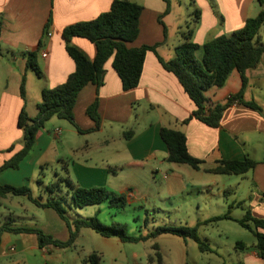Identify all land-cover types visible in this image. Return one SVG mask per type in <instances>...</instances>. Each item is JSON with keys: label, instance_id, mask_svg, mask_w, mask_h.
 <instances>
[{"label": "crops", "instance_id": "1", "mask_svg": "<svg viewBox=\"0 0 264 264\" xmlns=\"http://www.w3.org/2000/svg\"><path fill=\"white\" fill-rule=\"evenodd\" d=\"M114 1L0 0V167L24 146V132L18 125L22 110L25 109L30 118H36L43 91L64 84L75 71V63L66 49L64 29L95 20L110 11ZM130 1L141 5L143 12L139 36L128 46L141 48L158 45L160 57L167 61L174 59L176 47L185 40L183 24H190L186 16L179 14L177 34L170 37V25L167 23L174 12L170 0ZM194 5L198 14L188 30L193 31L192 40L200 46L196 54L198 60L203 59L202 47L205 43L242 29L249 18L258 16L264 9L258 0H196ZM260 39L264 43V26ZM71 44L89 60L96 58V46L89 40L75 37ZM30 52L37 53L42 78L28 66ZM105 70L102 86L89 84L77 96L74 116L78 127L84 132L80 133L65 120L52 118L44 128L38 130L34 150L19 168H9L0 173L1 186L22 187L27 184L28 177H34L44 167L61 168L62 174H56L58 179L69 178L83 188L106 187L115 194L126 195L128 204L149 199L155 202L164 195L171 202L185 199L180 206L182 208L192 198L193 206L184 208V212L186 218L196 219L198 223L229 215L230 219L219 222L229 221L240 226L237 221L248 213L264 220V54L260 63L248 71V86L243 95L244 101L260 106L263 114L236 103L225 111L220 126L216 128L193 116L195 103L177 77L162 66L154 52L146 54L140 83L132 90L123 89L122 81L113 67V58L107 61ZM24 80L25 99L21 92ZM241 88V75L233 71L224 87H212L205 93L207 107L225 103ZM96 99L99 100L101 126L92 131L95 123L87 115V109ZM163 128L180 131L186 136L190 155L203 161L202 170L167 161L169 149L161 137ZM56 130H61V135L56 136ZM247 157L256 161L257 166L246 174L207 172L217 167L219 161H243ZM47 198L40 201L45 202ZM66 198L74 206L69 196ZM12 199L11 195L0 197L5 201ZM29 202L33 208L23 205V212L44 210L47 222L17 223L13 215L19 214L20 210L13 205L12 210L8 209L7 221L13 224L12 227L38 228L57 240H69V229L54 210L43 209ZM3 225L0 223V227ZM226 228L224 225V230L217 232L216 242L205 239L212 249L205 254L215 256L226 264L224 248L230 246L234 264H264V259L255 249L256 243L250 245L231 238ZM233 230L235 235L240 234L238 230ZM258 231L264 234V230ZM10 235L5 232L1 236V255H5L2 250L5 243L10 241ZM19 236L17 245L10 249L11 253L17 249L40 251L47 262L45 264L58 259V255H55L58 247L40 248L36 235ZM28 236L36 237L27 239ZM102 238L104 245L93 248L90 254L104 255L107 245L120 240L116 237ZM237 243L245 244L246 248L238 247ZM90 254L77 257L75 261L89 264L84 259ZM13 264L24 263L15 261Z\"/></svg>", "mask_w": 264, "mask_h": 264}, {"label": "trees", "instance_id": "2", "mask_svg": "<svg viewBox=\"0 0 264 264\" xmlns=\"http://www.w3.org/2000/svg\"><path fill=\"white\" fill-rule=\"evenodd\" d=\"M263 7L264 0H258ZM143 7L130 0H115L110 11L101 14L95 20L81 22L64 29L63 37L66 40V49L69 56L75 63V71L69 75L66 82L53 89H45L42 93V101L38 104L39 114L36 118H30L26 110L23 109L18 120L19 127L24 132V146L10 160L0 167V173L6 169H18L20 164L32 153L36 144V134L38 130L44 128L45 124L56 117L68 121L77 131L83 133L75 120L74 107L78 94L89 84L98 87L104 84L107 61L113 58V67L118 73L123 89L125 91L138 87L143 69L146 54L154 52L162 66L170 73H173L185 92L196 105L194 117L204 122L210 127H219L225 111L236 103H242L253 110L263 114V110L254 102L244 101V91L248 86L247 73L255 68L264 54V43L260 39V32L264 26V9L258 16L249 18L245 26L230 35H222L205 43L202 47L203 59L196 57L200 46L192 40L193 31L185 34V40L175 49V58L164 60L157 53L158 45L143 46L141 48H130L129 43L134 42L140 33V17ZM196 14H198L196 12ZM160 23L162 20L160 18ZM163 24V23H162ZM165 27V33H166ZM75 37H80L94 43L97 49L96 58L91 61L81 51L72 46L71 41ZM28 66L33 69L39 78L43 77V72L37 63V53H28ZM233 71H238L242 79L241 91L236 95H231L225 103L207 107L208 99L205 93L212 87L222 88L227 83ZM22 97L25 99V80L21 87ZM87 115L94 121L95 128L101 126V116L99 114V100L90 105ZM128 137V136H126ZM161 137L169 149L167 161L171 164L186 165L194 170H202L203 161L190 155L187 148L186 136L173 129L163 128ZM257 166V162L246 158L243 161L218 162V166L207 170L208 173L222 175H243ZM116 171L115 169H113ZM60 183L67 187L72 205L78 209L99 205L105 201L114 210H123L128 204L127 196L115 194L106 187L83 188L75 185L69 178H60L52 188H49L50 195L45 202L34 198L32 190L28 186L16 187L12 185H0V197L25 196L37 207L54 210L66 223L70 237L68 241L62 242L47 235L41 229L30 227H12L11 222L0 227V241L3 233L11 234H33L38 238L40 248L54 246L58 248L71 247L80 231L88 228L105 238H119L123 243H139L157 238L162 234H171L183 239H191L202 253L212 251L210 244L199 235V228L213 221L230 219L229 215L217 217L209 221L201 222L195 227H158L147 235L131 236L123 224L114 223L105 225L101 223L95 215L86 219H76L72 223L67 217V204L64 196L55 194ZM62 192V191H61ZM246 230L251 231L256 238L255 249L258 255L264 259V234L259 229L264 230V220L257 219L249 213L241 220L237 221ZM238 247L246 248L243 243H237ZM158 263L162 264V257L155 245ZM154 257L150 256L149 261L154 262ZM86 263L100 264L101 256L97 253L90 254Z\"/></svg>", "mask_w": 264, "mask_h": 264}, {"label": "rangeland", "instance_id": "3", "mask_svg": "<svg viewBox=\"0 0 264 264\" xmlns=\"http://www.w3.org/2000/svg\"><path fill=\"white\" fill-rule=\"evenodd\" d=\"M174 9L173 14L168 19L170 25L169 35L175 37L177 34V19L179 14L186 16L189 25L183 24L186 34L188 33L189 26L196 20L197 14L195 12L194 2L196 0H170ZM190 14V15H189ZM188 26V27H187ZM263 33V32H262ZM66 123H69L68 121ZM43 171H38L34 177H28L26 180L28 186L33 193V196L41 200L50 195L49 188H52L57 181H59L56 174H62L61 168H46ZM63 193H62V192ZM67 187L65 184L60 183V187L56 190L55 194L63 195L67 204V217L72 223L79 218L98 216L101 223L105 225H112L114 223L123 224L127 228V232L131 236L147 235L151 231L158 227H181L190 226L195 227L199 223L196 219L186 218L184 208L192 207V198L188 200V204L184 203L185 199H176L171 202L166 199L164 195L158 198L157 201L149 199L148 201H142L141 203L127 204L123 210H114L109 207V202L105 201L99 205L89 206L84 209H78L71 206L67 196ZM12 200H0V223L5 224L9 220L8 209L13 208V205H17L20 213L13 215L17 223L25 222L26 224H34L36 222L46 223L47 214L44 210H36L38 212H23V205L33 206L30 204V200L25 196H11ZM5 201V202H4ZM12 216V215H11ZM34 216H36L34 218ZM81 216V217H79ZM23 217V218H22ZM211 219L203 220L200 222L209 221ZM220 221V220H219ZM213 221L206 225H202L199 228V235L203 240H213L216 242L218 238L217 232L224 230V225L227 226L231 234V238H237L236 240H242L248 244L256 243L254 234L249 230H243L238 224L233 222H219ZM65 229L68 231L66 225ZM236 229L240 234L234 233ZM233 230V231H232ZM70 233V232H69ZM21 236L11 234L10 241L6 242L3 247L5 255L0 254V264H13L15 261H22L24 264H45L47 263L43 258L40 251H20L11 253L10 249L14 245H17V239ZM36 236H28L27 239H31ZM59 241L65 242L63 239ZM103 238L91 229L84 228L80 231L75 243L69 248H57L55 250L58 255V259L55 261H49L48 264H78L75 259L80 256L88 255L92 252L93 248L100 245H104ZM226 244V242L224 243ZM155 245L158 246V252L162 257V264H224L222 260L211 257L210 254L202 253L198 245L191 239H183L171 234H162L157 238L149 239L139 243H123L120 240L116 244L107 245V251L104 255H101L100 264H159L156 257L157 250ZM224 256L226 264H234L233 257L230 255L232 252L230 246H225ZM154 257V262L149 261V257ZM209 256L211 258H209ZM52 262V263H51Z\"/></svg>", "mask_w": 264, "mask_h": 264}, {"label": "built area", "instance_id": "4", "mask_svg": "<svg viewBox=\"0 0 264 264\" xmlns=\"http://www.w3.org/2000/svg\"><path fill=\"white\" fill-rule=\"evenodd\" d=\"M55 135H56V136L61 135V130H56Z\"/></svg>", "mask_w": 264, "mask_h": 264}]
</instances>
